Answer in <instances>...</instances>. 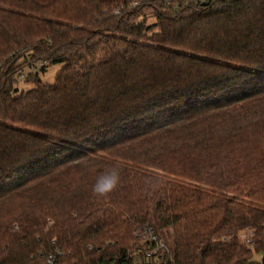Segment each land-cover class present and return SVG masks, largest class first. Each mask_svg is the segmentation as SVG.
Returning a JSON list of instances; mask_svg holds the SVG:
<instances>
[{"label": "trees", "instance_id": "16d2710c", "mask_svg": "<svg viewBox=\"0 0 264 264\" xmlns=\"http://www.w3.org/2000/svg\"><path fill=\"white\" fill-rule=\"evenodd\" d=\"M146 224L264 264V0H0V264H131Z\"/></svg>", "mask_w": 264, "mask_h": 264}, {"label": "built area", "instance_id": "2783aa9c", "mask_svg": "<svg viewBox=\"0 0 264 264\" xmlns=\"http://www.w3.org/2000/svg\"><path fill=\"white\" fill-rule=\"evenodd\" d=\"M137 241L128 252L131 264H174V260L164 239L156 230L146 224L135 230ZM62 252L58 250L48 257V264H67L60 260Z\"/></svg>", "mask_w": 264, "mask_h": 264}, {"label": "clouds", "instance_id": "9594fccd", "mask_svg": "<svg viewBox=\"0 0 264 264\" xmlns=\"http://www.w3.org/2000/svg\"><path fill=\"white\" fill-rule=\"evenodd\" d=\"M119 179L120 176L118 169H109L105 173L97 177L96 182L93 186V191L99 195H103L114 189L117 186Z\"/></svg>", "mask_w": 264, "mask_h": 264}, {"label": "rangeland", "instance_id": "374dc122", "mask_svg": "<svg viewBox=\"0 0 264 264\" xmlns=\"http://www.w3.org/2000/svg\"><path fill=\"white\" fill-rule=\"evenodd\" d=\"M64 64H48L45 71L41 72V79L46 83H53L58 71L63 67ZM22 89L23 88H31L33 86L32 83L24 85L23 80L20 83ZM255 259L258 262H262L264 260V253H259L255 255Z\"/></svg>", "mask_w": 264, "mask_h": 264}]
</instances>
